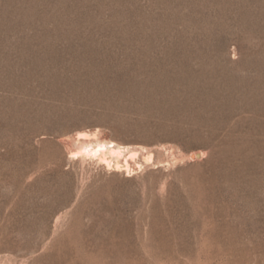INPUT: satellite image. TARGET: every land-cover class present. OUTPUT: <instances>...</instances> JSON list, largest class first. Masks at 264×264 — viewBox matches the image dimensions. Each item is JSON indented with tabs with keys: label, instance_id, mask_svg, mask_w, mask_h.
<instances>
[{
	"label": "rangeland",
	"instance_id": "rangeland-1",
	"mask_svg": "<svg viewBox=\"0 0 264 264\" xmlns=\"http://www.w3.org/2000/svg\"><path fill=\"white\" fill-rule=\"evenodd\" d=\"M0 264H264V0H0Z\"/></svg>",
	"mask_w": 264,
	"mask_h": 264
},
{
	"label": "bare ground",
	"instance_id": "bare-ground-1",
	"mask_svg": "<svg viewBox=\"0 0 264 264\" xmlns=\"http://www.w3.org/2000/svg\"><path fill=\"white\" fill-rule=\"evenodd\" d=\"M77 151L71 154L72 157L85 156L97 158L100 164H103L107 170H122L127 169V164H121V159L130 156L134 158L139 149L129 146H123L113 141H105L98 139L96 133L81 132L78 133L74 140ZM202 156V154H201ZM145 161H152V156L149 155ZM163 161L158 160L157 163Z\"/></svg>",
	"mask_w": 264,
	"mask_h": 264
},
{
	"label": "water",
	"instance_id": "water-1",
	"mask_svg": "<svg viewBox=\"0 0 264 264\" xmlns=\"http://www.w3.org/2000/svg\"><path fill=\"white\" fill-rule=\"evenodd\" d=\"M192 158L199 159V158H200V154L197 153V154H195L194 156H192Z\"/></svg>",
	"mask_w": 264,
	"mask_h": 264
}]
</instances>
